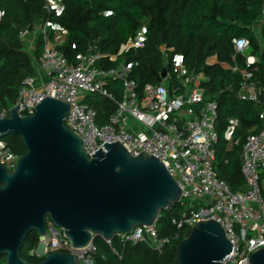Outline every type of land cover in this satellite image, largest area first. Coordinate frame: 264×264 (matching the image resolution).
I'll list each match as a JSON object with an SVG mask.
<instances>
[{
    "label": "built area",
    "instance_id": "obj_1",
    "mask_svg": "<svg viewBox=\"0 0 264 264\" xmlns=\"http://www.w3.org/2000/svg\"><path fill=\"white\" fill-rule=\"evenodd\" d=\"M45 1L48 14L61 11V0ZM4 15L5 11L0 8V22ZM257 23L259 30H256ZM147 27L144 22L116 55L102 54L91 46L85 52L76 53L73 61L61 49L68 41L67 30L50 18L21 30L19 35L25 50H32L28 52L36 74L24 78L16 102L9 109L2 108L0 117L8 115L10 109L18 105L21 116L34 114L35 107L47 96L70 103L66 125L83 139L90 157L96 153L91 142L101 147L105 141H118L134 156L147 153L158 158L176 179L182 190L181 203L186 206L181 218L174 219V223L190 230L200 221L216 220L232 244L233 252L225 258V264H251L253 253L264 249V80L260 75L264 63V8L253 26L260 37V48L254 51L247 37H235L233 62L222 64L241 75L238 99L262 106L258 114L259 128L249 131L242 144L241 171L245 185L239 191H233L216 168L218 101L208 96L203 74L188 69L184 54L161 45L165 63L170 65L166 78L141 88L130 79L135 62L128 60L127 53L144 46ZM31 34L38 38L35 45L27 48L26 40ZM39 36L42 46L37 54ZM72 47L77 48L75 44ZM169 52L173 54L170 56ZM120 55L126 59L123 57L116 68L100 65L106 58L116 59ZM238 57L242 58L243 66ZM217 62L216 56L208 59L209 64ZM115 81L122 82L120 100H116L108 88ZM95 94L117 104L103 124L97 121V110L86 101L88 95ZM239 126V118L230 119L229 148L241 142L237 136ZM18 159L0 137L1 163L14 170ZM117 235L125 243L144 242L158 251H163L172 240L169 236H160L157 222L135 226L130 232ZM96 251L94 241L75 248L64 229L48 220L45 234H39V243L30 254L45 258L53 252H72L79 256L77 264H95Z\"/></svg>",
    "mask_w": 264,
    "mask_h": 264
},
{
    "label": "trees",
    "instance_id": "obj_2",
    "mask_svg": "<svg viewBox=\"0 0 264 264\" xmlns=\"http://www.w3.org/2000/svg\"><path fill=\"white\" fill-rule=\"evenodd\" d=\"M61 3L60 12L48 14L45 0H0V8L5 11L0 22V113L2 108L9 109L16 102L24 78L36 74L32 55L25 50L19 35L21 30L50 18L67 30L68 41L61 49L73 61L76 53L85 52L91 46L102 54L116 55L121 45L134 37L146 22L144 46L127 53L128 60L135 62L130 79L140 88L147 83H159L157 75L165 67L170 69L161 45L183 53L188 69L203 74V86L208 96L218 101L216 128L219 139L215 145L218 174L233 191L243 189L242 144L249 131L259 128L258 114L262 106L238 99L241 75L225 68L222 63L233 62L235 37H247L254 51L260 48V37L253 26L262 14L264 0H61ZM41 46L39 36L37 54ZM172 54L169 52L170 56ZM212 56L218 58L217 63H208ZM123 57H108L100 65L116 68ZM238 62L243 66L241 57ZM261 68L260 75L264 80V63ZM108 88L116 100L121 99V81L111 82ZM86 101L97 110L99 124L107 122L117 107L114 100L99 94L88 95ZM233 117L240 120L237 136L241 142L229 148L227 131ZM2 138L18 156L26 153L22 136ZM185 209L180 202L161 211L157 220L158 232L160 236L172 239L163 251L144 242L125 243L118 235L110 242L98 235L94 240L97 248L95 264H178L176 247L190 230L179 228L174 219H180ZM38 243L39 233L32 231L20 250L21 256L31 262L42 260L30 254ZM5 261L6 255L0 258V264Z\"/></svg>",
    "mask_w": 264,
    "mask_h": 264
},
{
    "label": "water",
    "instance_id": "obj_3",
    "mask_svg": "<svg viewBox=\"0 0 264 264\" xmlns=\"http://www.w3.org/2000/svg\"><path fill=\"white\" fill-rule=\"evenodd\" d=\"M167 73L165 67L159 82ZM18 107L0 117V137L20 135L27 148L14 170L0 161L3 264H77L72 252H53L37 262L21 256L28 234H45L48 220L64 229L75 248H83L98 235L111 241L135 226L152 225L162 210L181 202L176 179L150 154L134 156L118 141L101 147L93 141L96 153L90 157L83 139L66 125L70 103L47 96L25 116ZM232 252L223 226L209 219L190 228L176 258L178 264H225ZM250 263L264 264V249Z\"/></svg>",
    "mask_w": 264,
    "mask_h": 264
},
{
    "label": "crops",
    "instance_id": "obj_4",
    "mask_svg": "<svg viewBox=\"0 0 264 264\" xmlns=\"http://www.w3.org/2000/svg\"><path fill=\"white\" fill-rule=\"evenodd\" d=\"M37 38H38V35H35V34L29 35L27 37V40H26V45L28 46L27 48H29L30 46L35 45ZM222 64H224V63H222Z\"/></svg>",
    "mask_w": 264,
    "mask_h": 264
},
{
    "label": "rangeland",
    "instance_id": "obj_5",
    "mask_svg": "<svg viewBox=\"0 0 264 264\" xmlns=\"http://www.w3.org/2000/svg\"><path fill=\"white\" fill-rule=\"evenodd\" d=\"M257 27H256V30H259V24L257 23V25H256ZM33 35V34H32ZM27 51H29L30 53H32V50H27ZM1 264H3V262L1 263Z\"/></svg>",
    "mask_w": 264,
    "mask_h": 264
}]
</instances>
